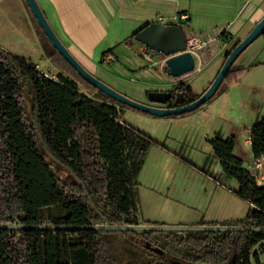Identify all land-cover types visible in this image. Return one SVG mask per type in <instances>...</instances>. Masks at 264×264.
<instances>
[{
  "label": "trees",
  "instance_id": "trees-1",
  "mask_svg": "<svg viewBox=\"0 0 264 264\" xmlns=\"http://www.w3.org/2000/svg\"><path fill=\"white\" fill-rule=\"evenodd\" d=\"M48 43L44 53L59 69L56 76L0 48V224L42 225L46 215L57 226L140 225L137 177L157 142L122 122L116 106L123 105L85 83ZM247 69L231 67L218 91ZM171 89L182 94V103L172 97L170 108L199 97L186 83ZM249 139L252 157H264V117L250 127ZM208 143L222 172L236 181L235 195L249 209L242 220L199 226L264 228V186L234 156L235 138ZM113 234L130 236L144 248L156 233L0 230V264H116L106 242ZM169 234L197 255L189 261L163 257L158 264H262L255 248L264 246V232L186 233L182 239Z\"/></svg>",
  "mask_w": 264,
  "mask_h": 264
},
{
  "label": "crops",
  "instance_id": "crops-1",
  "mask_svg": "<svg viewBox=\"0 0 264 264\" xmlns=\"http://www.w3.org/2000/svg\"><path fill=\"white\" fill-rule=\"evenodd\" d=\"M36 2L56 36L85 70L117 92L144 104L147 103L148 92L166 91L172 85L171 77L155 64L153 52L149 58L147 56L149 51L132 38V35L144 26L150 23L177 25L182 29L188 27L207 39L217 38L216 42L209 44L205 53L206 67L198 73L189 74L192 79L186 83L195 95L200 96L218 74L224 63V55L233 42L244 39L254 25L264 17V0H36ZM27 23L34 35L31 45L36 49L35 53L43 58L45 56L42 49L46 44L38 38V31L31 21ZM255 42L258 43L256 57L247 63L237 59L232 66L233 69L248 68L237 82L227 87L223 86L214 99L201 109L184 116L166 119L174 129L173 141L168 134L163 138L158 136L156 140L145 133L157 144L148 151L137 179L145 168H148L154 178L169 175L170 171H179L184 167L204 175L206 171H210L207 168H198L201 160L196 155L186 158L180 154L173 146L176 139L191 147L195 142L208 143L211 139L234 137V156L242 161L243 169H250L255 159L250 150L249 129L264 117V38L260 37ZM106 52L107 57H103ZM28 59L38 70L44 66L43 63L40 64L41 61ZM46 71L54 73L49 68ZM195 82L199 90L193 87ZM116 108L120 112V120L124 122L123 109H119L118 106ZM239 144L249 147L247 166L239 151ZM210 151L214 157L211 147ZM215 160L218 162L216 158ZM218 166L216 170L214 169L217 179L230 178L237 185L233 178L222 172L219 162ZM214 183L213 197L220 196L227 201L229 193L217 180H214ZM182 192L179 187L173 190L170 187H166L165 190L151 188L152 195L146 197V202L148 206H154L159 204V198L170 199L169 196H178ZM181 196L180 198H188L186 193ZM195 211V216L182 214L180 219L194 221L199 215L201 220L197 225L223 224L244 219L248 210L244 216L231 214L232 211L228 207L216 208L202 214L198 209ZM151 219H156L152 212L140 214L138 211L140 225L150 224Z\"/></svg>",
  "mask_w": 264,
  "mask_h": 264
},
{
  "label": "rangeland",
  "instance_id": "rangeland-1",
  "mask_svg": "<svg viewBox=\"0 0 264 264\" xmlns=\"http://www.w3.org/2000/svg\"><path fill=\"white\" fill-rule=\"evenodd\" d=\"M28 21H31L32 25L37 29L40 41L47 44V39L35 22L24 0H0V48L26 59L32 58L35 62L41 61L40 64L43 63L44 66L42 68L39 67V70L50 76H56L59 69L47 59L44 53L47 45H45V48L42 49L45 57L42 58L39 54L35 53L36 49L31 45L33 43L34 35L30 30L27 23ZM257 45V42H253L238 57V60L240 59L239 61L244 63L251 62V60L258 54ZM152 57L156 61L164 58V56L159 53L153 54ZM203 65L204 66L201 68V71L207 65L206 55H204L203 58ZM47 68L51 69L54 73L51 74L50 72H47ZM191 79L192 76H189L188 74L179 79L178 82L184 81L187 83ZM193 87L197 90L200 89L197 87L196 82L193 84ZM171 88L172 85L166 91ZM80 91L85 93L81 88ZM146 102L148 103V101ZM120 108H122L125 113L122 117L123 121L128 123L130 126L147 133L156 140L158 136L163 138L168 134L171 141H173L174 129L166 119L174 116L159 118L141 113L126 106ZM25 109L27 112L30 110V103L28 100L25 101ZM173 146L186 158H192L193 155L199 157L201 162L199 165L200 167L198 168H207L210 169V171H206L207 173L204 175L198 172H192L194 170L191 168L184 167L179 171H170L169 175L160 177L156 176L157 178H154V175H151L147 170L148 168H145V170L141 172L139 179H137L138 185L136 186V191L139 213L142 214L144 212H152L156 218L151 219V223H148V225L166 227L199 226L197 225V223L201 220L199 215L194 218V221L180 219L182 214L188 215L189 217L195 216V209L201 211L202 214V212L206 213L207 211L209 213L211 210L216 208L228 207L232 211L231 214H240V216L245 215L248 210V204L240 200V198L235 195L234 192L237 191V185L235 182H233L230 178H227V180H218L216 175H214L216 174L214 169L216 170L219 166L218 162L212 156L210 146L207 142H195L192 146L190 145L191 147H189L182 143L179 139H176L174 140ZM239 151L243 155L244 162L247 166V160L249 159L248 157L250 153L249 147L239 144ZM61 177H64V173H61ZM213 179L217 180L222 185V188L229 193L230 196L227 201L225 200L226 198H221L220 196L218 197L215 195L213 197V189L215 186ZM166 187H170L171 190L175 188L178 189L179 187V189L183 192L178 196H169L170 199H165V197L159 198V204L148 206L146 197L152 195L151 188H156V190H165ZM184 192L188 195V198H180L182 197V194H185ZM52 222L53 221L48 219L46 215L41 220L42 224H52ZM137 234L140 235L141 233ZM183 235L184 234H181V236ZM171 237L172 236H170L167 232H160L154 235V239L158 245L156 253L134 246L131 242L130 236L126 237L121 234L107 235L106 242L109 245L111 257L116 264H158L159 261L157 256L159 255L158 253L162 252V249L164 250L165 255H169L168 258H170V260H173V257L174 259L178 258L189 261L196 257L197 251L194 248L186 245L178 247L174 241L172 242ZM255 250L259 254L261 263L264 264V246H262V249L257 246Z\"/></svg>",
  "mask_w": 264,
  "mask_h": 264
},
{
  "label": "water",
  "instance_id": "water-1",
  "mask_svg": "<svg viewBox=\"0 0 264 264\" xmlns=\"http://www.w3.org/2000/svg\"><path fill=\"white\" fill-rule=\"evenodd\" d=\"M27 4L34 20L42 31L43 35L52 46V48L65 60V62L76 72V74L88 85L92 86L99 92L103 93L116 103L148 114L153 117H170L181 116L186 113H192L205 103L209 102L221 86L228 70L233 66L238 57L262 34H264V17H262L248 33L226 56L224 63L220 68L214 80L208 88L193 102L177 106L168 107L172 97L176 103H182V94H172L171 89L168 91H150L147 93L148 103L134 101L125 95L112 89L87 70H85L70 54L67 48L56 36L48 24L43 12L38 6L36 0H24ZM134 40L143 45L148 51L162 54L167 58L165 67L172 79L181 78L194 70V59L186 51V42L181 27L177 25H166L161 23H150L140 29L134 36ZM25 229L41 231H78L94 230L108 233L116 232H167V233H226V232H264V228H247V227H224V226H196V227H166L157 225H124V226H57L51 224H42L34 226H25L20 224H0V230L20 231Z\"/></svg>",
  "mask_w": 264,
  "mask_h": 264
},
{
  "label": "built area",
  "instance_id": "built-area-1",
  "mask_svg": "<svg viewBox=\"0 0 264 264\" xmlns=\"http://www.w3.org/2000/svg\"><path fill=\"white\" fill-rule=\"evenodd\" d=\"M181 19H184V18L181 17ZM182 30H183L185 42H186V51L190 53L194 59L195 66H194L193 72L191 73H195V72L198 73L201 71V68L204 66L203 58H204L205 53L208 50L209 44L212 42H216L217 38L207 39L201 34L194 33L188 27H185ZM147 56L151 58L152 52L149 51ZM166 60L167 58L164 57L163 59H159L158 61H155V64L159 65L160 69H164ZM181 78H178V79L171 78L170 81H171L172 86L180 84V83H185L184 81L178 82V80ZM248 171L254 177L258 186H264V157L256 159Z\"/></svg>",
  "mask_w": 264,
  "mask_h": 264
},
{
  "label": "flooded vegetation",
  "instance_id": "flooded-vegetation-1",
  "mask_svg": "<svg viewBox=\"0 0 264 264\" xmlns=\"http://www.w3.org/2000/svg\"><path fill=\"white\" fill-rule=\"evenodd\" d=\"M171 92H172V94L174 95V94H180V93H177L176 91H173L172 89H171ZM181 234H184L183 236H181ZM181 234H177L178 235V237L179 238H184L185 237V234L186 233H181ZM113 235H115V234H113ZM107 237V236H106ZM177 237V236H176ZM172 238V242L174 241V239H176L174 236H172L171 237ZM131 239V238H130ZM132 242V241H131ZM175 243V242H174ZM133 244V243H132ZM176 245H178V247H180V246H184V245H186V246H189L188 244H182V245H179V244H177V243H175ZM134 245V244H133ZM135 246V245H134ZM158 245H157V242L155 241V239H154V235L152 236V237H150L149 238V241H147V242H145V244H144V248L143 249H147V250H149V251H151V252H153V253H156V250H158ZM190 247V246H189ZM159 255L157 256V258H158V261H159V259L160 258H163V257H165V258H167V259H169L170 260V258H168L169 257V255H165V252H164V250L162 249V252H160V253H158ZM172 259L173 260H171V261H178V260H183V259H174L173 257H172Z\"/></svg>",
  "mask_w": 264,
  "mask_h": 264
}]
</instances>
